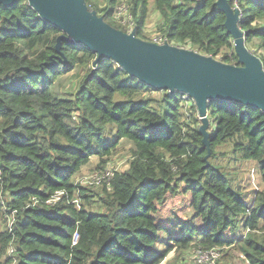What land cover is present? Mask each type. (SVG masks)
Listing matches in <instances>:
<instances>
[{
    "label": "trees",
    "instance_id": "16d2710c",
    "mask_svg": "<svg viewBox=\"0 0 264 264\" xmlns=\"http://www.w3.org/2000/svg\"><path fill=\"white\" fill-rule=\"evenodd\" d=\"M215 1L152 0L157 35L236 64ZM85 3L126 31L109 20L118 0ZM126 3L136 35L148 39L150 0ZM237 6L245 44L264 68V0ZM60 33L28 0L0 4V264H163L193 247L233 248L247 264H264V186L247 192L220 162L252 160L264 183V112L209 101L205 158L196 107L186 109L182 93L152 88L107 57L93 64L82 44L62 40L57 51ZM74 70L83 72L71 96L57 95L58 76ZM122 140L131 158L109 186L95 192L74 182L91 157L102 163ZM179 192L194 213L173 232L155 213Z\"/></svg>",
    "mask_w": 264,
    "mask_h": 264
},
{
    "label": "water",
    "instance_id": "95a60500",
    "mask_svg": "<svg viewBox=\"0 0 264 264\" xmlns=\"http://www.w3.org/2000/svg\"><path fill=\"white\" fill-rule=\"evenodd\" d=\"M15 0H0L3 6ZM29 6L39 16L56 26L61 41L82 44L96 57H107L130 76L157 90L180 92L193 100L200 125L202 144L209 155V130L207 106L212 100L234 101L259 108L264 112V68L260 58L245 44L240 29L241 11L229 0H216L214 5L225 16L224 26L233 38L236 64L224 63L190 48L172 45L167 41L155 43L107 23L94 10H89L85 0H28Z\"/></svg>",
    "mask_w": 264,
    "mask_h": 264
},
{
    "label": "rangeland",
    "instance_id": "374dc122",
    "mask_svg": "<svg viewBox=\"0 0 264 264\" xmlns=\"http://www.w3.org/2000/svg\"><path fill=\"white\" fill-rule=\"evenodd\" d=\"M104 2L105 0H103V3ZM118 12H120V17H123V15L130 13L127 8L126 0H118L115 11L111 13L109 20H114V14ZM158 21L159 15L156 11H154L152 6V0H150V14L147 25H145L144 28V32L148 38L146 40L149 41L150 39L152 41L155 37L158 36L157 32L155 31V24ZM179 47L190 48V45L184 44L180 45ZM82 72V70H80L79 72L78 70H74L68 72L65 75L58 76L54 85L52 86L53 91L61 97L71 96L74 91L73 88L79 79V75H81ZM189 103L191 104L190 101L185 102L186 109ZM131 146L132 145L129 142H127L126 140H122L118 148L114 152H112L110 156L103 159L102 163L95 156L91 157L90 161L86 165L82 166L80 172L74 177V182L81 184V180H83L85 177L89 176L93 172L99 170L106 169L112 173L126 170L128 168L129 160L131 158ZM228 149L229 147L224 148V150ZM228 157L229 155L220 156V162L226 164L227 169L231 173H235L236 180H238L239 183L243 185L247 192L260 186H264V183L260 180V177L258 175V169L254 161H230L228 160ZM103 185L104 184L94 185L90 188L96 192ZM157 208V212L155 213L156 220L164 226L168 227L169 230L172 229L173 232H175L176 229V226L173 225V223L186 222L187 220L191 219L194 213L192 207L190 206L189 194L182 192H179L174 196L168 197L164 203L158 204ZM194 223L196 225H200L201 222L198 218H195ZM162 234H164V232H162ZM197 248L198 247H193L187 250H183L175 256L173 252H170L168 256L164 259L165 261L163 262V264H194V261L196 259L195 249ZM216 264H247V262L245 261L244 255L238 252L237 250H234L233 248H224L220 250V257L219 260L216 261Z\"/></svg>",
    "mask_w": 264,
    "mask_h": 264
},
{
    "label": "built area",
    "instance_id": "2783aa9c",
    "mask_svg": "<svg viewBox=\"0 0 264 264\" xmlns=\"http://www.w3.org/2000/svg\"><path fill=\"white\" fill-rule=\"evenodd\" d=\"M232 6L238 7L237 0H232ZM114 17L122 25H124V27H126L125 32L129 33L132 29H134V23L129 13H127L126 15H123V17H120V12H118L114 14ZM152 42L163 43L164 39L161 36H157L152 40ZM182 98L185 100V102L190 101L191 103H193V100L189 98L186 94H184ZM197 117H198V114H197ZM113 175L114 173L106 169L95 171L89 176L85 177L83 180H81V185L94 186V185L104 184L106 186H109ZM77 238H78L77 233H74L73 243L76 242ZM220 250L221 248H218V247L209 248V249L198 247L197 249H195L196 259L194 261V264H216V261L219 260V257H220ZM9 251L11 252L12 249H10Z\"/></svg>",
    "mask_w": 264,
    "mask_h": 264
},
{
    "label": "bare ground",
    "instance_id": "6f19581e",
    "mask_svg": "<svg viewBox=\"0 0 264 264\" xmlns=\"http://www.w3.org/2000/svg\"><path fill=\"white\" fill-rule=\"evenodd\" d=\"M183 94V93H182ZM184 95V94H183Z\"/></svg>",
    "mask_w": 264,
    "mask_h": 264
}]
</instances>
